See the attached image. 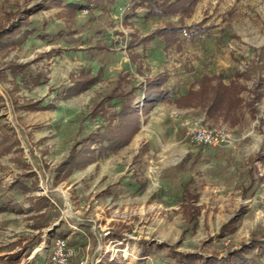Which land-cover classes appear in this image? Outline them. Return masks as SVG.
Here are the masks:
<instances>
[{
  "label": "rangeland",
  "instance_id": "obj_1",
  "mask_svg": "<svg viewBox=\"0 0 264 264\" xmlns=\"http://www.w3.org/2000/svg\"><path fill=\"white\" fill-rule=\"evenodd\" d=\"M139 3L0 0V28L28 31L0 47V264H52L57 238L75 250L66 264H175L169 247L223 258L264 240V83L238 125L177 102L236 72L248 99L264 79V0L183 1L166 16ZM198 23L209 30L192 36ZM195 121L232 144L193 143ZM248 255L264 263V249Z\"/></svg>",
  "mask_w": 264,
  "mask_h": 264
},
{
  "label": "trees",
  "instance_id": "obj_2",
  "mask_svg": "<svg viewBox=\"0 0 264 264\" xmlns=\"http://www.w3.org/2000/svg\"><path fill=\"white\" fill-rule=\"evenodd\" d=\"M183 1L193 2L194 0H140L139 4H144L148 8V12L154 16H166L171 13H175L179 10V3ZM43 8L45 4L41 5ZM180 7H183L182 5ZM134 14V13H133ZM27 22L16 21L13 22L10 27L0 28V47L4 45L7 39H11L15 33L21 31L27 33L26 29ZM193 32L190 34L195 36L200 33H204L209 30L208 27H203L200 23L193 25ZM184 27H168L159 30L161 34H169L172 32L183 31ZM166 30L167 33H166ZM33 32V31H32ZM31 32V33H32ZM153 35H149L152 38ZM241 76H245L244 73L236 72L235 80L227 85L223 82L222 75H204L200 81L198 89L190 90L188 94L181 96L177 99L180 105L187 107H195L205 113V115L211 119L215 124L218 123H229L230 125H238L245 119L246 113L249 110H255L256 103L262 97V90L264 79H259L255 83L253 90L248 89V99L241 95V93L247 90V86L240 83ZM90 81V80H89ZM90 82H88L89 84ZM161 85L158 81L150 82L148 89H146V97L151 99L153 95L157 93V88ZM161 99L163 98L162 95ZM254 112V111H253ZM204 145V144H202ZM207 146V145H204ZM68 159H72L76 148L72 147ZM191 155H187L183 162L190 159ZM185 187V198L188 202L192 203V190L194 188V179L190 178L189 181L184 185ZM193 204V203H192ZM3 208V207H1ZM195 209V208H194ZM2 211V209H0ZM62 223L58 224L54 228V232H58L61 228ZM228 225L224 226L221 234H225ZM226 235V234H225ZM221 235V236H225ZM142 244L149 242L142 241ZM252 245L245 244L240 248L228 249L226 256L219 258L218 256L211 255L204 257L198 253H183L176 251L175 248L169 247L171 256L175 261V264H264L260 256H249V252L252 249H264V240L253 237L251 239ZM158 247L168 246L165 242L157 243ZM221 261L223 263H221Z\"/></svg>",
  "mask_w": 264,
  "mask_h": 264
},
{
  "label": "built area",
  "instance_id": "obj_3",
  "mask_svg": "<svg viewBox=\"0 0 264 264\" xmlns=\"http://www.w3.org/2000/svg\"><path fill=\"white\" fill-rule=\"evenodd\" d=\"M188 135L193 143L204 144L210 147H227L232 144V134L222 128H214L195 121L191 126ZM75 250L63 238H57L55 249L51 256L52 264H66L74 254Z\"/></svg>",
  "mask_w": 264,
  "mask_h": 264
},
{
  "label": "water",
  "instance_id": "obj_4",
  "mask_svg": "<svg viewBox=\"0 0 264 264\" xmlns=\"http://www.w3.org/2000/svg\"><path fill=\"white\" fill-rule=\"evenodd\" d=\"M58 223H56L54 226H56Z\"/></svg>",
  "mask_w": 264,
  "mask_h": 264
}]
</instances>
